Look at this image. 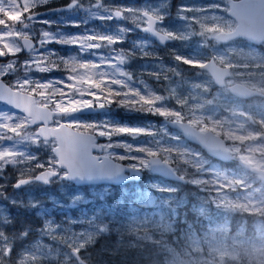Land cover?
Listing matches in <instances>:
<instances>
[{"label":"rangeland","instance_id":"rangeland-1","mask_svg":"<svg viewBox=\"0 0 264 264\" xmlns=\"http://www.w3.org/2000/svg\"><path fill=\"white\" fill-rule=\"evenodd\" d=\"M48 1L52 2L56 0ZM69 2H71V0L66 1V3ZM95 4L96 0H91L90 2H87L86 6L81 5L80 2L79 6L76 7L87 12V16L83 22L85 25H88L89 22L94 20L104 21L107 19V21L111 23V20L116 19H109L108 17L110 12L105 11V9L126 7L131 8L134 11L139 10V8L135 6H126L119 0H102V3L99 7H96ZM55 6L56 4L51 5L50 7ZM160 7V5L157 6V8ZM36 9L35 12L39 11ZM68 13H70V11L66 12V14H59L56 17H53L51 14H49L45 16L43 20L39 22H33L32 26H30L25 31L31 32L33 37L38 36L37 39L40 38L42 31H47L48 33L55 34L56 36L62 34L65 35L62 26H57L58 31L56 32L50 31L51 28L49 29V27L53 26L56 20H64L65 23V18L69 16ZM116 20L117 22L115 24L110 25L108 35L123 37V34L129 31V28L121 24L120 20ZM45 21L48 23H44ZM16 27L19 28L20 26L16 25ZM0 29H3V26H0ZM78 30L81 31V29ZM207 33L211 34V32ZM96 35H107V31L106 29H99V32ZM77 36L79 38H84L86 34H78L75 35L74 38ZM152 46L153 43H151V41L145 36L141 45L138 47L132 45V47L121 48L120 44H116L114 46H108L105 44L100 49L93 50V52H95L97 55L92 56L89 55L88 52L81 53L80 50L75 46V48L69 52L70 54H67V57L76 56L80 59L88 60H99L100 57H102L104 60H107L110 57L116 56L122 50L126 55V62L122 61L120 64L117 63L116 68L121 70L124 75L114 72V70L111 68L106 70L111 78L124 80L127 86L133 87L134 85L140 86L139 84H144L141 78L135 75L136 70L129 68L135 60L137 64L142 66L141 69L144 71H151L150 68H147V65H151L152 67L154 65H161L158 59H154V52L151 49ZM47 50H49L48 45L46 49H41V51ZM60 50L65 51L64 47L60 48ZM228 50H233V48H229ZM53 52L63 57L62 52ZM246 54L252 55L251 59L246 61V65H253L256 67V70L252 72L250 78L245 79L243 82L255 88L259 93V101L264 103V52H261L259 49H253L252 52ZM191 57H196V55L191 54ZM12 58L13 57L11 56L0 58V63L7 62ZM28 58V53L27 56L23 58H21L18 54V59L21 62ZM113 62L116 63L115 61ZM175 72V75L156 77V80L162 81L161 86L163 87L165 94L164 97H161L160 102L165 106H168V103H165V101L169 102L171 110L182 111L185 115L190 117L189 119H191L193 116L203 117L206 123L205 118L211 119L212 122L222 118V122L228 125L226 126L227 130H238L241 134H243L245 131L244 137L251 136L249 142L246 145L243 146L240 143H232L229 145L227 144V146L240 148V153L238 155H233L235 159H239L240 155H247L252 156L255 161L264 164V151H250V149L264 148V141L262 139L258 141V138H260V135L264 130L259 132L257 131L256 133L247 128L248 122L259 125L258 127L264 128V122L259 123L253 113L249 110L254 105H257L259 101L255 102L250 100L246 101V104L233 102L230 100L225 101L222 93L219 90L212 89L214 81L209 77H206L202 74L189 77V75L182 74L181 71L177 69ZM18 74L23 75V70L21 69ZM67 75L68 74L66 73V75L61 79H46L41 75V73L36 72L33 74V78L43 81L61 80L65 83L60 86L66 88V84L70 83L67 80ZM127 77H130V79ZM14 78L15 77H5L4 79L6 81H14ZM228 82L232 83L233 79H230ZM115 86L118 85H113L112 87ZM66 91L69 90L66 88ZM177 100L184 101V105L181 107V105L177 103ZM96 103L99 105V102ZM222 106L226 113L220 111ZM245 106L248 108H245ZM0 113H10L13 117L17 116L13 110L1 103ZM251 119H253V121ZM87 121L88 120H85L84 117L79 115H71L59 117L54 121V123L59 122L80 126L81 123L88 124ZM156 124H158L157 128L152 126L147 136H143L141 133H129L131 137L130 139L135 141L134 145L136 148H140L146 138L147 141L145 145L151 148V151L156 152L161 151L163 148V152H165L167 156L166 160L168 161V159L171 157V155L168 153V148L176 146L182 147V149L187 151L189 155H192L195 159H197L198 162L203 159L204 163L201 162L202 164H200L203 172L212 171L214 173L211 182L214 184L216 189L215 196L217 197H215V199H217L219 207L224 209H232L234 207L233 205L238 202V199H241L248 209L256 210V212H254V216L256 217L254 235L247 234L245 225H242L238 231H231L228 221L216 225L215 227H211L204 236L206 246L201 248L200 254L196 255L195 251L189 253L190 264H264V193H262L261 196H256L254 194L255 190L258 189L259 186L252 187L251 190H248V184L246 185L245 183L247 182L246 178H249L248 176L234 173L232 170L228 169V167L221 168V166H219L217 163L212 162V164L205 162V159L202 158L201 155H198L197 153L188 149L182 144L181 141L177 139L181 135L176 131L169 130V127L164 120L163 123ZM97 126L101 128L102 131H107V128H110V124L107 122V120L99 121ZM77 129H79V127ZM98 137L101 139L104 147L103 154L115 158L113 156L115 153H125L123 152L124 150L120 151L116 149L110 140L111 137ZM54 145L55 140L44 141L39 138V142H37L35 139V129L30 127L28 129V134L25 136H12L11 138L0 140V151L10 150L20 153L19 157L11 162H8L6 166L4 164H0V173L7 166H12L15 167L17 171H19L18 179L34 176L37 171L34 168L33 162L35 161L37 155L41 152H44L46 148H53ZM124 145L127 144L124 143ZM156 154L160 156V154ZM145 159L146 158L142 159L141 161L139 160L138 162L131 161L130 163L142 169H150L151 166L149 159ZM51 168L57 169L56 167ZM62 176L63 175L60 174L58 177L52 180V183L56 185V183L65 181ZM204 179H206V175L199 174L192 179V182L201 184ZM258 180L261 181L259 178ZM8 184V182H0V259L4 261V264H41V260L44 257L54 260L56 264H80V262L76 259L74 252H76L86 264L88 257L85 250L88 248V246L95 243L100 234L106 231L107 224L104 223L105 217H103L101 213L91 214L88 217H86V215H81L80 217L72 218L66 215L63 216V219L60 221H55L54 217L51 216L50 210H45L44 207H41L42 209L40 210L43 214H46L48 220L42 227L35 228L32 234H28L29 230L26 229L22 232V234H19L16 237L21 239V241L20 245L17 246V253L14 254V256L12 253V251H14L12 240L16 236V233L14 228L15 213L12 210V203L14 201L18 202L20 200L17 198V194L12 192ZM107 187L108 186L104 185L105 189H107ZM201 189L206 190L207 187L201 185ZM36 190L37 186L34 182H32L26 185L23 192L21 193V195L27 199L29 204L35 206L40 205L38 201H35L34 199L36 198ZM97 192L98 190L94 191V193ZM100 195H102L101 191ZM77 198L78 197L75 199ZM152 202L153 203L150 205L154 204V200H152ZM71 203L75 205L74 208H76V205H79L78 200H74ZM61 206L63 207L64 205ZM65 206L68 207V205ZM238 208L241 212H243L242 207ZM5 249L10 250V255L5 254ZM205 249L206 252H204Z\"/></svg>","mask_w":264,"mask_h":264},{"label":"trees","instance_id":"trees-1","mask_svg":"<svg viewBox=\"0 0 264 264\" xmlns=\"http://www.w3.org/2000/svg\"><path fill=\"white\" fill-rule=\"evenodd\" d=\"M66 1H48L36 10L45 9L55 4L59 5L61 2ZM68 14L69 16L65 18V23L64 20H56L53 26L49 27V29L51 28L50 31L56 32L58 31L57 26H62L66 37L62 34L57 36L59 38H74L75 35H78V26L74 25H77L76 22L83 23L85 20V16H81V20H79L75 10L70 11ZM57 15L59 13H56L54 17ZM42 19L38 18L37 22ZM91 22L86 26V30L90 28H96L97 30L106 29L105 24H92ZM48 46L50 50L62 52L63 57H67V54H70L69 52L75 48V46L61 43H50ZM62 47H64L65 51L60 50ZM121 48L128 47L121 45ZM19 55L21 58L27 56L24 52L19 53ZM135 61L130 65V68L140 73L139 64H136ZM41 75L46 79H61L66 75V72H41ZM141 80L145 86L144 84H139L140 86L127 87L138 90L145 95L165 96L161 80L153 78H141ZM113 89L127 91V88L121 89L119 86H115ZM225 96L232 97L230 92H226ZM120 99H123V97L117 98V100ZM165 103H168V106L159 101L157 107L170 109V103L167 101ZM109 107L112 109L109 113L84 116L88 120V124L81 123L79 129L94 132L93 129H85L83 126H97L99 121L107 120L110 128L138 127L143 130L141 135L147 136L152 126L157 128L158 124L156 123H163L166 118L153 113L147 108L134 107L127 104L121 105L119 102L109 104ZM250 110L256 119H259L257 120L259 123L264 122V103H259ZM16 115L23 116L18 113ZM185 116V121H187L190 117L188 115ZM167 118L174 119L171 117ZM205 120L209 128L215 122H219L217 132L226 138L228 144L240 143L244 146L251 138V136H248L244 140L229 139L228 132H232L233 135L244 136L245 131L241 134L238 130H227L226 126L228 125L222 122V118L213 122L209 118H205ZM258 126L248 122L247 128L254 132L264 130L263 127ZM169 130L172 131L173 129L169 128ZM130 138L129 133L113 132L110 139L111 142L116 149L124 150L123 152H125L124 154L115 153L113 156L116 159L125 163L138 162L144 158L147 160L151 153H158L164 159L167 158L162 147L161 151H151V148L145 145L146 138L140 148H136L134 145L135 141ZM177 139L185 147L201 155L205 162L217 163L221 168L228 167L234 173L248 176L249 178H246L247 182H245L246 185L248 184V190L259 186V190L256 189L254 193L256 196H261L264 193V182L258 180L256 173L245 169L237 163H231L230 166H227L216 162L201 147L183 139L182 135ZM124 143L127 145H124ZM168 153L171 155L168 160L178 173L188 179L187 183L167 180L152 174L146 168L144 169L145 175L141 181L130 182L125 186H108L107 189L104 188V185L76 186L66 181L56 183V185L51 183L50 186L34 182L37 186L36 198L34 199L40 204L36 206L29 204L27 199L21 195L24 188L13 189V183L18 179L19 171L15 167L7 166L1 171L0 182H8L9 188L13 193L17 194V198L20 200L12 203V210L15 213L14 228L16 233L12 240L13 255L17 253L16 249L21 241V239L16 237L26 229L29 230L28 234H32L35 228L42 227L48 220L46 214H43L40 210L43 207L45 210H50L51 216L54 217L55 221H60L66 215L72 218L80 217L81 215L88 217L91 214L101 213L105 217L106 231L100 234L95 243L88 246L85 250L88 257L86 264H190L189 253L195 251L196 255L200 254L201 248L206 246L204 236L211 227L228 221L231 231H238L242 225H245L247 234H255L256 217L254 212L256 210L248 209L244 202L236 197L238 202L233 205L232 209L219 207V203L215 199L217 197L215 196L216 189L211 182L214 173L212 171L203 172L200 167V164L204 163L203 159L198 162L197 159L179 146L169 147ZM56 160L52 148H46L44 152L37 155L33 162L34 168L38 171L45 167H54ZM199 174H205L206 179L201 184L193 183L192 179ZM201 185H204L207 189L202 190ZM95 190H98V192L94 193ZM100 191L102 195H100ZM76 197L78 198L75 199ZM74 200L79 201V205H76V208L70 206ZM152 200H154V204L150 205L153 203ZM61 205L64 206L62 207ZM65 205H68V207ZM238 207H242L243 212ZM206 249L204 252H206ZM41 264H56V262L44 257L41 260Z\"/></svg>","mask_w":264,"mask_h":264},{"label":"snow or ice","instance_id":"snow-or-ice-1","mask_svg":"<svg viewBox=\"0 0 264 264\" xmlns=\"http://www.w3.org/2000/svg\"><path fill=\"white\" fill-rule=\"evenodd\" d=\"M48 0H0V57H13L7 62L0 63V100H5L15 108L21 109L26 115L13 117L10 113H0V140L12 136H25L31 125H37L35 139L39 142L42 136L45 140L50 138L56 141L55 152L58 159L55 164L66 167L69 172L77 169L88 168L98 163V158L91 155L90 149L95 146L91 132L87 134L75 132L72 129L81 127L75 124L53 123L56 117L76 112L81 108L97 106L103 108L109 104L119 102L134 107L147 108L155 114L163 117L174 118L185 130L200 139L211 151L231 158L240 153L239 147H227L225 141L220 139L217 132L219 122H215L211 128L205 123L203 117L193 116L185 123L186 116L182 111L157 107L161 97L151 94L145 95L140 91L128 88L124 80L111 78L106 69L111 68L114 72L124 75L116 68L117 63L126 62V55L121 50L116 56L104 60L80 59L76 56L61 57L52 50L46 49L50 43H61L76 46L81 53L88 52L89 55H97L93 50L100 49L103 45L114 46L123 43L124 37L112 35H96L88 33L84 38H59L55 34L42 31L38 40L33 39L31 32L25 31L35 22V9L47 3ZM102 0H96V7H99ZM78 0H71L70 6H76ZM259 6L264 12V0H241L239 6L233 5L235 14L241 20V27L250 31L246 23L249 10ZM109 11V19L122 18L126 13H131L132 19L142 28L143 31L151 33L163 44L167 41L182 39L173 31L166 30L160 25L165 18L158 10H138L119 7L105 9ZM179 11L183 19H187L186 13L195 11L192 6L181 5ZM11 22V23H9ZM48 23V22H44ZM16 25L20 27L17 28ZM79 26V25H74ZM264 29V19L261 23ZM27 50L29 58L19 61L18 54ZM147 54V53H145ZM175 59L194 68L203 69L207 65L182 56H175ZM115 61L116 63H114ZM23 75H19L20 70ZM219 83H223L224 73L213 66L211 69ZM63 71L66 72L67 80L70 83L61 87L65 82L61 80L34 79L33 74L38 72ZM5 77H15L14 81H5ZM130 79V77H127ZM113 85H118L127 91L114 90ZM67 97V99H66ZM90 97V98H86ZM118 97L123 99L117 100ZM177 103L184 105V101L177 100ZM85 129H93L96 136L111 137L116 133H141L139 128L116 127L107 128L102 131L98 126L85 125ZM209 132L216 133L209 135ZM8 134V135H6ZM229 139L244 140L246 137L227 133ZM250 151H264V148L250 149ZM151 155H157L151 153ZM20 156V153L10 150L0 151V164H6ZM239 159L245 164L254 165L264 171V164L254 160L252 156L240 155ZM52 173L50 172L49 175ZM55 174H59L58 172ZM26 180H19L16 186ZM5 254L10 255V250L5 249ZM0 264L4 261L0 259Z\"/></svg>","mask_w":264,"mask_h":264},{"label":"flooded vegetation","instance_id":"flooded-vegetation-1","mask_svg":"<svg viewBox=\"0 0 264 264\" xmlns=\"http://www.w3.org/2000/svg\"><path fill=\"white\" fill-rule=\"evenodd\" d=\"M90 1L91 0H78V4L76 6H70L71 2H61L60 6H65V9L62 12L58 13L64 14L68 11L75 10L76 15H78V19L81 20V16L86 17L87 12L76 7L79 6L80 2L81 5L86 6L87 2ZM119 1L126 6H135L139 8V10H158L165 17L160 27L169 31H173L177 35L183 37L182 39L167 41L162 44L151 33L143 31L142 28L138 26V24L132 19L131 13H126L122 18H116L120 20L121 24L129 28V31L123 34L124 40L123 43H120V45H124L127 47H132V45H135V47H138L141 45L143 38L146 36L151 41V43H153L151 49L154 52V59H158L161 64L160 66L154 65L153 67L151 65H147V68H150L151 71H144L143 69H141L142 66L139 65V69H141V72L139 73L136 70L135 75L140 78L156 79V77H162L165 75H175V70L177 69L180 70L182 74L189 75V77H193L197 74H202L215 81L212 73L207 70L208 68L200 69L191 67L181 61L176 60L175 56L179 55L205 64L213 59L218 66L229 67L231 71V76L227 78V81L233 79L232 83L227 82V86L219 87L214 82V85L212 87V89L219 90L222 93L225 101L230 100L243 104H246L245 102L250 100L255 102L259 101L260 97L258 91L257 95L254 97L241 98L232 94L229 90V87L232 84L243 82L245 81V79L250 78L252 72L256 70V67L253 65H246V61L251 59L252 56L249 54L247 55L246 53L252 52L253 49H259L261 52H264V42H262L261 44H256L244 37L239 36H236L227 41L219 39V34L221 32H235L239 28L241 20L235 14L236 9L233 8V5L239 6L241 0ZM158 5H160L161 7L157 8ZM181 5L192 6L195 11L187 12V19H183L181 18L182 14L179 11ZM257 7L259 6H254L249 10L247 17L248 19H246L251 26H255V16H253L252 14ZM55 14L56 13H51V16L54 17ZM116 19L111 20V23H109L107 19H105L104 21L94 20L91 23L105 24L108 35L109 27L110 25L117 22ZM76 23L77 25H79L77 27L78 34H97L99 32V29L97 30L96 28H90L86 30L87 25L82 22ZM78 29H81V31H79ZM207 32H211V34H208ZM229 48H233V50H228ZM191 54H195L196 57H191ZM226 92H230V95L232 97L229 98L225 96ZM253 107H256V105H254ZM245 108L248 107L245 106ZM220 111L226 113V111L223 110V106ZM251 120L253 121V119Z\"/></svg>","mask_w":264,"mask_h":264},{"label":"water","instance_id":"water-1","mask_svg":"<svg viewBox=\"0 0 264 264\" xmlns=\"http://www.w3.org/2000/svg\"><path fill=\"white\" fill-rule=\"evenodd\" d=\"M65 9V6H57V7H53V8H49V9H44V10H40V11H36V13L38 15H36V18L48 15L50 13L53 12H62ZM238 9H236L237 11ZM253 16H255V26H251L248 21L246 20L247 25L250 28V31L245 30L244 28L241 27V24L239 26V28L235 31V32H221L219 34V39L227 41L229 39H232L236 36L239 37H244L256 44H260L262 42H264V29H262L261 27V23H262V19H264V12L261 11V8L257 7L254 11H253ZM248 17V15H247ZM246 17V19H248ZM241 23V22H240ZM154 36V35H153ZM222 36V37H220ZM155 38H157L156 36H154ZM34 39V38H33ZM25 53H28L27 50L24 51ZM207 66L203 69H207L209 70L211 73L212 71L210 70L213 66L215 67V69H217L218 71L224 73V77H223V83H219L215 76L213 75L214 79H215V83L218 86H226V79L231 76V71L229 67H221L218 66L217 63L215 62V60H210L207 64ZM6 81V80H5ZM230 90L233 94H235L236 96L239 97H243V98H249L252 97L256 94V90L243 84V83H235L233 85H231ZM0 103L10 107L13 111L21 113L23 115H26V113H24L21 109L19 108H15L13 105L9 104L7 101L5 100H0ZM110 107L105 106L103 108L99 107L98 105L95 107H91V108H81L76 112H72V113H67V114H63L60 115L58 117L61 116H69V115H75V114H79V115H89V114H95V113H108L110 112ZM57 118V117H56ZM55 118V119H56ZM55 121V120H54ZM53 121V123H54ZM167 123L169 125L170 128L179 131L183 137L189 141L192 144L198 145L200 147H202V149H204L208 154H210L211 156H213L214 158L226 163V162H231L234 157L232 156L231 158L222 155V154H217L213 151H211L200 139H198L196 136L189 134L185 128L180 124L177 123L175 121V119H169L167 120ZM185 123H187V121H185ZM66 124V123H64ZM30 127H38L37 125H31ZM72 131L75 132H82L87 134L89 131H82V130H78V129H72ZM93 135V142L94 145L91 149V155L94 157L98 158V163H96L95 165H92L88 168H82V169H77V170H73L71 172H69V170L66 167H60L58 166L59 169L61 170H65V174L63 176L65 181L68 182H72L77 186H86V185H112V186H123L126 185L127 183H129L130 181H141L144 177V171L132 164L129 163H125L122 161H118L116 159H114L113 157L109 156V155H105L103 154L104 151V147L103 144L99 141V138L95 135V133L91 132ZM209 135H215L216 133L213 132H209ZM41 139L45 140L42 136L40 137ZM261 138L264 140V132L261 135ZM52 138L48 139L51 140ZM220 139L224 140L225 139L220 136ZM225 145L226 141H225ZM55 147L53 148V153L55 154L56 158L57 157V153L55 152ZM150 161V165H151V172L154 175H158L161 176L167 180L170 181H177V182H182V183H187L188 180L181 174H179L177 172V170L174 168V166L169 163L167 160L163 159L161 156L158 155H152L149 158ZM239 164H241L242 166L246 167L247 169L256 172L259 175V178L261 181H264V171H262L260 168H257L253 165H248L245 164L243 161H239ZM52 173L51 175H49V173ZM59 173V170H54L51 168H45L42 169L41 171H39L34 177H23V178H19L15 183H14V187L16 189H19L23 186H25L26 184L32 182V181H37L42 183L45 186H48L51 182V180L55 177H57L59 174H55V173ZM19 180H26V182L21 183L19 186H16ZM75 257L78 259V261L80 262V264H85V262L80 258V256L74 252Z\"/></svg>","mask_w":264,"mask_h":264},{"label":"bare ground","instance_id":"bare-ground-1","mask_svg":"<svg viewBox=\"0 0 264 264\" xmlns=\"http://www.w3.org/2000/svg\"><path fill=\"white\" fill-rule=\"evenodd\" d=\"M217 162V161H216ZM222 165V164H221ZM161 177V176H160ZM32 182H37V181H32ZM32 182H30V183H32ZM30 183H28V184H30ZM28 184H26V185H28ZM25 185V186H26ZM25 186H23V187H21V188H19V189H22V188H24ZM13 188L15 189V190H19V189H16L15 187H14V185H13Z\"/></svg>","mask_w":264,"mask_h":264}]
</instances>
